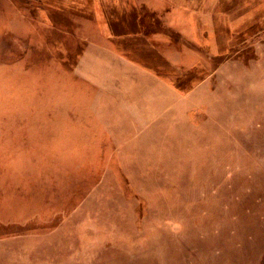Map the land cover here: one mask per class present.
<instances>
[{"label": "rangeland", "instance_id": "obj_1", "mask_svg": "<svg viewBox=\"0 0 264 264\" xmlns=\"http://www.w3.org/2000/svg\"><path fill=\"white\" fill-rule=\"evenodd\" d=\"M211 2L210 54L187 9L143 6L179 92L0 0V264H264V0ZM223 24L248 36L216 55Z\"/></svg>", "mask_w": 264, "mask_h": 264}, {"label": "crops", "instance_id": "obj_2", "mask_svg": "<svg viewBox=\"0 0 264 264\" xmlns=\"http://www.w3.org/2000/svg\"><path fill=\"white\" fill-rule=\"evenodd\" d=\"M152 1L154 2V0H34L37 7L42 6L37 10H40L46 21H51V26H53L52 22L64 19L76 23H88V25L91 23L92 34L106 40L117 59L166 80L165 70L178 68V64L166 57L164 51L144 35L142 30L143 6ZM161 2L187 9L192 18L190 27L192 41L204 52L208 54L214 52L211 45L213 25L212 22L206 23L213 14L211 0H161ZM219 27L225 28V35L229 37V41L225 45L221 43L217 46L216 55L230 52L235 44L234 39L236 41V38H239L242 41L244 36H248V33L239 34L231 30L228 25L223 24ZM198 69L201 67L194 65L184 75L192 77L201 75V72L196 74ZM177 74L176 79L179 83V78L184 75ZM166 81L181 92V89L175 85V80ZM195 86L187 89L189 90L187 92Z\"/></svg>", "mask_w": 264, "mask_h": 264}]
</instances>
